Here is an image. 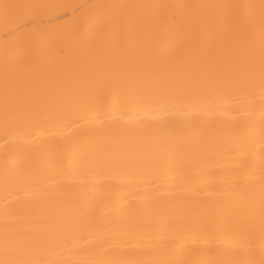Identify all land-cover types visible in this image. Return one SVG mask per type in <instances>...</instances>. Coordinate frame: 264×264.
Returning a JSON list of instances; mask_svg holds the SVG:
<instances>
[{"label":"bare ground","instance_id":"obj_1","mask_svg":"<svg viewBox=\"0 0 264 264\" xmlns=\"http://www.w3.org/2000/svg\"><path fill=\"white\" fill-rule=\"evenodd\" d=\"M262 74L264 0H0V264H264Z\"/></svg>","mask_w":264,"mask_h":264},{"label":"snow or ice","instance_id":"obj_2","mask_svg":"<svg viewBox=\"0 0 264 264\" xmlns=\"http://www.w3.org/2000/svg\"><path fill=\"white\" fill-rule=\"evenodd\" d=\"M250 84L254 85V81H249ZM260 86L264 88V74H262L260 79ZM262 114H264V107L261 109ZM261 135L264 137V126H262L261 129ZM11 245V247L19 253H30L34 247V245L30 242L26 241H19V240H13L9 241L3 234H0V251H2L6 246ZM4 264H29L27 260L24 259H15V260H9L4 261ZM35 264V262H33Z\"/></svg>","mask_w":264,"mask_h":264}]
</instances>
